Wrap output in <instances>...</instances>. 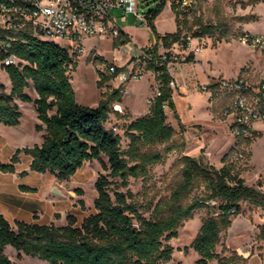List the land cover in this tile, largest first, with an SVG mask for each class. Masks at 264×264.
Instances as JSON below:
<instances>
[{
    "label": "trees",
    "instance_id": "obj_1",
    "mask_svg": "<svg viewBox=\"0 0 264 264\" xmlns=\"http://www.w3.org/2000/svg\"><path fill=\"white\" fill-rule=\"evenodd\" d=\"M166 3L167 0H159L155 8L145 13V22L155 39V45L149 49L148 68L158 74L161 93L150 105V112L133 118L126 125L125 135L129 138L126 150L121 149V136L105 127L113 103L122 101L119 89L105 93L96 106L79 104L71 83L77 61L67 48L54 41L39 39L27 30L0 33V67L11 82L9 92L0 82V122L19 124L22 117L19 99L34 104L41 121L35 129L44 131L40 144L17 148L8 163L0 160V170L15 172L21 152L31 157V170L53 174L59 181L69 180L86 161L95 159L100 161L103 169L109 170L95 181V212L81 221L68 213L67 223L62 225L20 219L11 222L0 213V264H19L6 253L8 246L13 247L18 256L26 254L50 264H164L173 253L172 245L166 241L176 237L179 227L198 209H213L211 201L218 202L217 212L209 213L203 219L191 242L199 256L197 264H211L213 260H217V264L234 262L235 254L221 257L217 252L221 232L231 225L232 217L241 212L242 201L264 209V188L261 183L258 186L247 184L241 171L235 170L232 162H227L228 154L224 155L220 168L201 157L182 155L180 182L168 198L155 205L149 218L138 210L125 192L111 187L110 177L120 178L121 185L127 186L129 176L145 173L146 165L162 159L161 152H142L141 146L167 144L173 139L176 131L167 122L166 107L174 112L183 127L176 111L173 88L169 85L171 75L158 60V44L165 48L175 43L186 45L184 28L191 29L187 27V15L195 5L180 8L177 0H171L176 30L161 34L154 20ZM217 30L218 25L199 23L192 35H213ZM8 40L10 44L6 46ZM128 41L130 36L126 33L113 44L118 46ZM11 54L18 61L6 64L4 59ZM112 76L100 70L98 86ZM30 86L35 89L36 97L26 91ZM209 86L215 87V84ZM25 173L23 170L20 174ZM201 186V193L196 194Z\"/></svg>",
    "mask_w": 264,
    "mask_h": 264
},
{
    "label": "rangeland",
    "instance_id": "obj_2",
    "mask_svg": "<svg viewBox=\"0 0 264 264\" xmlns=\"http://www.w3.org/2000/svg\"><path fill=\"white\" fill-rule=\"evenodd\" d=\"M159 0H138V13H127L126 20L120 21L121 26L129 33L130 41L115 46L111 41L89 39L85 41V48L91 45L99 52L96 58L92 54L83 53L75 56L77 61L72 70L71 83L75 91L76 101L87 106H96L105 93L115 88V81H107L98 86L100 70L108 63L123 64L130 50L136 45L149 44L155 41L151 27L145 22V13L155 8ZM112 14L120 16L123 11L112 9ZM142 22V23H141ZM156 29L164 34L176 30L175 14L171 8V0H167L165 8L154 20ZM199 23L218 25L213 35H203L200 39L203 50L198 54H191L189 60L177 63L174 67L176 86L173 96L176 111L183 127L180 126L174 112L166 107L167 122L175 129L173 139L167 143L141 146L142 152L159 151L163 157L160 161L146 165L145 173L129 176L128 185L122 186L118 177H110L111 187L125 192L128 199L133 201L138 210L147 218L152 214L155 205L170 196L173 189L180 182L182 155L201 157L205 162L220 168L224 161L232 162L235 170H251L248 163V151L244 144L245 137L234 136L230 127V119L223 114V110L231 102V95L222 91H206L204 86L210 85L219 77L233 75L246 76L255 87L264 76V52L254 51L242 42L246 34H264V0L253 3L251 0H198L187 15V27L191 29L184 33L197 39L192 33ZM223 36H220L221 34ZM197 42V40H195ZM1 65V59H0ZM0 82L5 91L11 89L8 74L0 67ZM154 77L151 72L138 80L127 83L125 89L129 92L122 95L121 102H115L123 109L122 113H114L113 107L105 127L121 136V149L128 148L129 138L125 135L126 125L135 117L144 115L148 111L147 99L152 92ZM1 91V89H0ZM32 97L37 93L33 86L26 90ZM149 94V96H148ZM148 96V97H147ZM147 97V99H146ZM98 102V103H97ZM23 112L20 125H6L0 122V160L10 162V158L17 148L33 146L39 142V134L35 129L36 111L32 102L17 100ZM113 106V105H112ZM131 107V108H130ZM260 124L264 131V121L257 120L254 126ZM260 128V129H262ZM257 131V130H256ZM254 134V133H253ZM249 136L255 138L256 134ZM254 164L256 169H264V136L254 146ZM242 152V156L238 153ZM19 167L27 168L30 156L19 154ZM107 161L105 156L102 157ZM103 169L99 160L86 161L69 180L56 181V185L63 195L54 194L58 199L55 204L62 211L55 213L49 221L46 213L43 220L46 223L62 225L67 223L68 213L76 215L81 221L84 217L95 212L94 199L97 196L95 181L101 173H108ZM55 177V175L50 174ZM43 174L37 172L23 178L24 182L38 184ZM12 176L9 172L0 170V181L9 183ZM199 188L196 194L201 193ZM194 195L192 193L190 198ZM213 209L207 207L198 209L192 218L186 220L178 229V235L167 240L172 245V258L164 264H197L198 253L191 247V242L198 233L203 219L209 214H216L217 201H211ZM241 212L232 217L231 225L221 232V239L217 245V252L221 257L235 254L231 264H264V209L247 201L241 202ZM246 223L242 231L234 234V226ZM263 232V233H262ZM6 253L19 264H50L37 257L21 254L11 247H6ZM217 264V260L211 261Z\"/></svg>",
    "mask_w": 264,
    "mask_h": 264
},
{
    "label": "built area",
    "instance_id": "obj_3",
    "mask_svg": "<svg viewBox=\"0 0 264 264\" xmlns=\"http://www.w3.org/2000/svg\"><path fill=\"white\" fill-rule=\"evenodd\" d=\"M198 0H177L180 8L194 6ZM112 9L122 10L118 17L112 14ZM138 13V0H0V33L2 31L27 30L35 37L42 40L57 42L67 48L70 55L79 56L83 53L92 54L96 58L99 52L95 46L85 48V41L89 39L109 40L123 37L127 32L120 21L126 20L127 13ZM184 46L175 43L165 48L158 44V60L165 65L171 75L169 85L176 86L174 67L177 63L186 61L191 54H198L203 50L199 36L197 39L186 36ZM197 40V42L195 41ZM242 42L254 51L264 52V34L253 33L242 37ZM9 40L6 46H9ZM114 45V44H113ZM155 41L143 46H134L123 64L108 63L101 69L108 75H113L115 88L123 95L128 93L125 86L130 81H135L151 72L154 77L152 92L147 99L148 112L155 97L161 93V81L158 74L148 68L151 60L149 49ZM15 55H8L6 64L17 63ZM215 87L204 86L206 91H222L231 95V102L223 110L229 117L230 127L234 136L249 137L255 130L257 120L264 121V76L255 87L246 76L219 77L213 82ZM113 112L122 113L119 104L113 103ZM116 127H112V131ZM114 132V131H113ZM242 152L238 156H242Z\"/></svg>",
    "mask_w": 264,
    "mask_h": 264
},
{
    "label": "crops",
    "instance_id": "obj_4",
    "mask_svg": "<svg viewBox=\"0 0 264 264\" xmlns=\"http://www.w3.org/2000/svg\"><path fill=\"white\" fill-rule=\"evenodd\" d=\"M127 32V31H126ZM129 35V33L127 32ZM146 44H142L143 46ZM227 76V77H234ZM129 92V89H128ZM149 96V94H148ZM147 96V97H148ZM146 97V99H147ZM174 98V96H173ZM98 103V102H97ZM131 108V107H130ZM36 111V110H35ZM23 117V112H22ZM22 117L20 118V122L17 125H20L22 122ZM36 121L37 123H41L37 116L36 112ZM260 124L255 125L254 134H256L255 138L245 137L246 150L248 151V163L246 166L252 168L251 170H245L241 173V176L245 179L247 184L258 186V184H262L261 188H264V169H256L254 164V157L255 151L254 146L257 142L264 136V131L261 133L260 131L263 130ZM257 130V131H256ZM260 130V131H259ZM39 134V142L43 141V133L44 131H37ZM253 134V135H254ZM27 160L28 166L27 168L21 169L19 167V161L15 164L16 170L15 172H9L12 176L9 183L3 184L0 181V213L4 214V216L13 222L15 219L25 220L27 222H39V223H46L43 220V213H46V217L49 221L53 220V216L55 213L62 211L63 209H67L66 207L63 209H58L59 207L56 206L55 201L58 197H55L52 194V187L55 185L61 186L59 181H56V177L49 175V173H41L34 170H31L29 165L31 161V157ZM23 170H26L25 174H20ZM43 174L42 179L38 184H34L31 182H24L25 177L29 176L33 173ZM31 187L32 189H27L23 187ZM63 192V190H62ZM60 196V195H59ZM241 226L235 225L234 226V234L242 231V228L246 225V223L241 222Z\"/></svg>",
    "mask_w": 264,
    "mask_h": 264
},
{
    "label": "water",
    "instance_id": "obj_5",
    "mask_svg": "<svg viewBox=\"0 0 264 264\" xmlns=\"http://www.w3.org/2000/svg\"><path fill=\"white\" fill-rule=\"evenodd\" d=\"M142 23V22H141ZM52 193L57 194V195H63V192L55 185L51 189Z\"/></svg>",
    "mask_w": 264,
    "mask_h": 264
}]
</instances>
